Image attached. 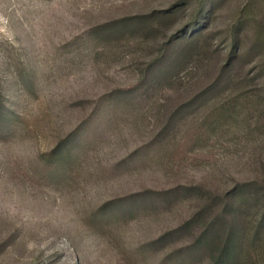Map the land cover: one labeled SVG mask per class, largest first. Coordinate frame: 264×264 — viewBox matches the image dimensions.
Masks as SVG:
<instances>
[{"label":"rangeland","instance_id":"rangeland-1","mask_svg":"<svg viewBox=\"0 0 264 264\" xmlns=\"http://www.w3.org/2000/svg\"><path fill=\"white\" fill-rule=\"evenodd\" d=\"M227 241L264 264V0H0V264Z\"/></svg>","mask_w":264,"mask_h":264},{"label":"trees","instance_id":"trees-1","mask_svg":"<svg viewBox=\"0 0 264 264\" xmlns=\"http://www.w3.org/2000/svg\"><path fill=\"white\" fill-rule=\"evenodd\" d=\"M60 156V155H59ZM70 155L69 154H64L61 155L58 159L57 162L58 163H63L67 158H69ZM230 202H227V205ZM109 205L110 203H105L103 204V206L100 207L99 211L100 213L104 212V210L109 209ZM192 221L191 220H187V223H190ZM233 253V247L230 243H228V241L226 243H224V245L221 247L220 249V253L218 254V256L214 257V262L213 264H229L230 260H231V256Z\"/></svg>","mask_w":264,"mask_h":264}]
</instances>
